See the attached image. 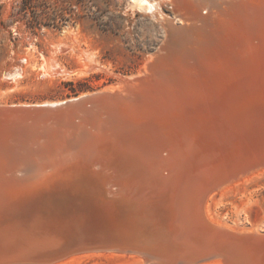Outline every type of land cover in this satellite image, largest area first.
Instances as JSON below:
<instances>
[{
    "label": "bare ground",
    "instance_id": "6f19581e",
    "mask_svg": "<svg viewBox=\"0 0 264 264\" xmlns=\"http://www.w3.org/2000/svg\"><path fill=\"white\" fill-rule=\"evenodd\" d=\"M171 1L202 30L192 52L161 48L102 91L0 104V264H68L82 253L177 264L191 249L178 236L183 217L245 229L211 217L209 199L264 168L208 191L264 164V100L223 99L230 77L264 64V0ZM67 188L90 195L88 206L61 203ZM98 220L119 227L91 232Z\"/></svg>",
    "mask_w": 264,
    "mask_h": 264
},
{
    "label": "rangeland",
    "instance_id": "374dc122",
    "mask_svg": "<svg viewBox=\"0 0 264 264\" xmlns=\"http://www.w3.org/2000/svg\"><path fill=\"white\" fill-rule=\"evenodd\" d=\"M148 1L151 5L139 0H0V104L102 91L139 75L161 48L171 55L174 50L192 52L202 30L189 27L171 0ZM243 70L226 81L237 82L223 93L233 108L246 100H264V64L252 74ZM62 190L69 193L61 203L88 206L91 196L82 189ZM208 205L213 218L234 225L257 222L264 228V171L212 196ZM92 223L91 232L104 235L119 227ZM125 255L82 253L68 264H139Z\"/></svg>",
    "mask_w": 264,
    "mask_h": 264
},
{
    "label": "water",
    "instance_id": "95a60500",
    "mask_svg": "<svg viewBox=\"0 0 264 264\" xmlns=\"http://www.w3.org/2000/svg\"><path fill=\"white\" fill-rule=\"evenodd\" d=\"M262 168H264V164L255 169H248V173L243 171L239 176H234L224 183L212 184L208 192H220ZM197 194L196 192V197L199 196L200 191ZM240 225L245 229L238 231L227 226H220L208 221L200 212L196 211L190 216L183 217V226L178 230V236L187 238L191 249L179 257L177 264H201L213 260H222L224 264H264L263 226L258 224V230H248L252 224ZM71 244L70 241L61 242L56 250L65 251L67 248L65 246H71ZM107 244L116 245L117 243L108 242ZM79 246L81 245H74L73 248L77 249Z\"/></svg>",
    "mask_w": 264,
    "mask_h": 264
}]
</instances>
